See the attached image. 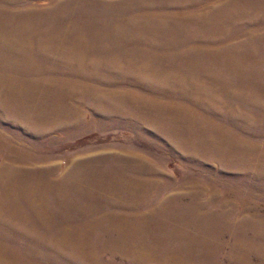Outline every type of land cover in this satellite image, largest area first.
<instances>
[{
    "label": "rangeland",
    "instance_id": "rangeland-1",
    "mask_svg": "<svg viewBox=\"0 0 264 264\" xmlns=\"http://www.w3.org/2000/svg\"><path fill=\"white\" fill-rule=\"evenodd\" d=\"M0 264H264V0H0Z\"/></svg>",
    "mask_w": 264,
    "mask_h": 264
}]
</instances>
